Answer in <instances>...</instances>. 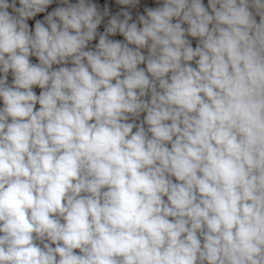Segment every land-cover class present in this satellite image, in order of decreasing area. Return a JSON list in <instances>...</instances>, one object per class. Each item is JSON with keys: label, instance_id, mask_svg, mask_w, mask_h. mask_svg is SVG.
Segmentation results:
<instances>
[{"label": "clouds", "instance_id": "clouds-1", "mask_svg": "<svg viewBox=\"0 0 264 264\" xmlns=\"http://www.w3.org/2000/svg\"><path fill=\"white\" fill-rule=\"evenodd\" d=\"M114 5L0 0V264H264V0Z\"/></svg>", "mask_w": 264, "mask_h": 264}, {"label": "built area", "instance_id": "built-area-1", "mask_svg": "<svg viewBox=\"0 0 264 264\" xmlns=\"http://www.w3.org/2000/svg\"><path fill=\"white\" fill-rule=\"evenodd\" d=\"M73 2H74V0H73ZM94 2H97V3H101L102 4V3L105 2V0H94ZM204 2L206 4L207 3V0H204ZM142 3H149V4H151L152 3V0H142ZM112 4H113L112 11L113 12L117 11L119 6H115L114 5V0H112ZM17 6H19V5H17ZM55 6L56 5L54 4L52 7H55ZM40 15H43V14H40ZM29 23H30V25H34V20L29 21ZM102 27L103 26H101V30H102ZM114 39H122V37L117 36V37H114ZM193 46H195V41H193ZM34 91H36L37 94H39L40 89L39 88H35ZM37 107H39V106L37 105Z\"/></svg>", "mask_w": 264, "mask_h": 264}]
</instances>
